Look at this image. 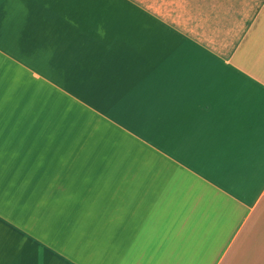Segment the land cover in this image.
<instances>
[{
	"label": "crops",
	"instance_id": "0c3cea01",
	"mask_svg": "<svg viewBox=\"0 0 264 264\" xmlns=\"http://www.w3.org/2000/svg\"><path fill=\"white\" fill-rule=\"evenodd\" d=\"M0 264H264V0H0Z\"/></svg>",
	"mask_w": 264,
	"mask_h": 264
}]
</instances>
